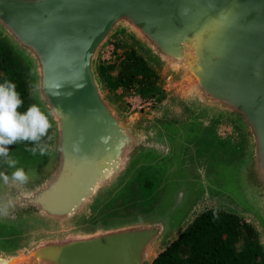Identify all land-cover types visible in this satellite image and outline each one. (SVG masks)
<instances>
[{
	"label": "water",
	"instance_id": "obj_1",
	"mask_svg": "<svg viewBox=\"0 0 264 264\" xmlns=\"http://www.w3.org/2000/svg\"><path fill=\"white\" fill-rule=\"evenodd\" d=\"M120 33L183 88L187 121L138 122L109 94L99 58ZM0 37L28 66L51 125L47 155L12 153L28 182L0 179L10 238L0 264H152L204 190L231 196L264 229V0H0ZM218 120L235 124L244 147L199 182L184 153ZM143 170L167 189L157 207L128 211Z\"/></svg>",
	"mask_w": 264,
	"mask_h": 264
},
{
	"label": "rangeland",
	"instance_id": "obj_2",
	"mask_svg": "<svg viewBox=\"0 0 264 264\" xmlns=\"http://www.w3.org/2000/svg\"><path fill=\"white\" fill-rule=\"evenodd\" d=\"M2 39L5 40L4 38ZM118 45H123L124 49H133L147 58L148 62L160 74V91L155 95V97L151 98L141 96L135 89H121L119 93H113L107 89L109 94L126 110L129 115H132L133 120L136 119L138 122H154L159 120H175L179 122L187 121L191 116V111L187 107L185 99L180 94L182 89L175 83L174 78L168 69L165 66L158 64L153 58L148 56L132 35L120 33L113 36L101 52L99 65L103 61H109L112 59V52L113 50L115 51V48ZM20 60L22 62L21 64L24 69L25 76L30 83V90L34 100L33 102L37 105L32 93L30 70L21 58ZM50 133L51 128L49 129L46 140L41 144L48 146L50 141L48 137H50ZM243 147V135L232 121H208L205 122V125L203 124L200 137L186 148L184 153L185 165L193 177L201 182L203 180L202 178H204L212 167L216 166L221 169L222 164L218 166L219 163L217 162L233 160ZM31 148L32 146L26 145L24 142H18L15 145L9 146V156L12 159H16V157H12L15 156L12 153H15L29 159V161H32L33 157L39 156L40 154L39 151H37L36 155H33L29 150ZM234 170L231 173H233ZM229 186L233 190L234 186ZM166 189L167 180L164 176L159 174V172L154 170L141 171L131 188L128 202L130 207L127 208V210L141 212L148 211L151 208L153 209L155 206L157 207L158 203L164 196ZM165 201H167V198H165ZM119 207L121 208V206ZM209 208H218L228 212L237 213L244 217L248 222L252 223L257 228L260 234L261 242L264 246V229L252 214L247 212L231 196L207 190L201 191L197 194L193 207L178 227L173 238L176 239L178 235L190 223H192L199 214ZM2 236L3 235H0V241L10 242V238ZM11 245H13V243H11ZM14 245H16V242H14Z\"/></svg>",
	"mask_w": 264,
	"mask_h": 264
},
{
	"label": "trees",
	"instance_id": "obj_3",
	"mask_svg": "<svg viewBox=\"0 0 264 264\" xmlns=\"http://www.w3.org/2000/svg\"><path fill=\"white\" fill-rule=\"evenodd\" d=\"M122 49L123 45H118L112 59L99 65L106 88L113 93L135 89L143 97H155L160 91L159 72L143 54ZM21 63L11 46L0 38V84L15 83L23 100L18 111L24 112L34 105V100ZM152 264H264V246L257 228L244 217L209 208L166 246Z\"/></svg>",
	"mask_w": 264,
	"mask_h": 264
},
{
	"label": "clouds",
	"instance_id": "obj_4",
	"mask_svg": "<svg viewBox=\"0 0 264 264\" xmlns=\"http://www.w3.org/2000/svg\"><path fill=\"white\" fill-rule=\"evenodd\" d=\"M23 100L20 94L16 91L15 83L5 81L0 84V157L5 159V164L8 167L15 169L11 177L3 172H0V179L4 183H8L9 179L25 184L28 182L29 176L23 168H17V161L9 156V146L15 145L18 142H31L34 147L29 149L33 155L37 151L41 156L48 154L46 145L41 144L43 138L48 136L51 127L47 116L40 110L37 105H31L24 112L18 111L22 106ZM51 139V137H48ZM105 142V138H101ZM84 142V137H81L78 142L73 143L72 148L74 153L82 151L81 144Z\"/></svg>",
	"mask_w": 264,
	"mask_h": 264
},
{
	"label": "flooded vegetation",
	"instance_id": "obj_5",
	"mask_svg": "<svg viewBox=\"0 0 264 264\" xmlns=\"http://www.w3.org/2000/svg\"><path fill=\"white\" fill-rule=\"evenodd\" d=\"M1 235V234H0ZM3 237V236H2ZM13 241H16L15 238H13Z\"/></svg>",
	"mask_w": 264,
	"mask_h": 264
},
{
	"label": "built area",
	"instance_id": "obj_6",
	"mask_svg": "<svg viewBox=\"0 0 264 264\" xmlns=\"http://www.w3.org/2000/svg\"><path fill=\"white\" fill-rule=\"evenodd\" d=\"M114 53V50H113V52H112V54Z\"/></svg>",
	"mask_w": 264,
	"mask_h": 264
},
{
	"label": "bare ground",
	"instance_id": "obj_7",
	"mask_svg": "<svg viewBox=\"0 0 264 264\" xmlns=\"http://www.w3.org/2000/svg\"><path fill=\"white\" fill-rule=\"evenodd\" d=\"M183 90V88H181ZM180 92V91H179Z\"/></svg>",
	"mask_w": 264,
	"mask_h": 264
},
{
	"label": "crops",
	"instance_id": "obj_8",
	"mask_svg": "<svg viewBox=\"0 0 264 264\" xmlns=\"http://www.w3.org/2000/svg\"><path fill=\"white\" fill-rule=\"evenodd\" d=\"M122 34V33H121Z\"/></svg>",
	"mask_w": 264,
	"mask_h": 264
}]
</instances>
